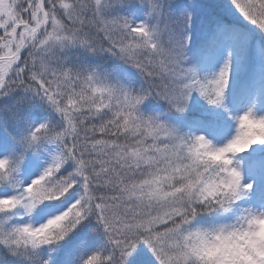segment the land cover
Segmentation results:
<instances>
[{
  "label": "snow or ice",
  "instance_id": "6c2138e0",
  "mask_svg": "<svg viewBox=\"0 0 264 264\" xmlns=\"http://www.w3.org/2000/svg\"><path fill=\"white\" fill-rule=\"evenodd\" d=\"M258 218L264 0H0V264H243Z\"/></svg>",
  "mask_w": 264,
  "mask_h": 264
},
{
  "label": "clouds",
  "instance_id": "9594fccd",
  "mask_svg": "<svg viewBox=\"0 0 264 264\" xmlns=\"http://www.w3.org/2000/svg\"><path fill=\"white\" fill-rule=\"evenodd\" d=\"M217 243L225 250L226 246H230L238 251L243 257V264H264V218L256 219L251 231L229 239L221 238Z\"/></svg>",
  "mask_w": 264,
  "mask_h": 264
},
{
  "label": "trees",
  "instance_id": "16d2710c",
  "mask_svg": "<svg viewBox=\"0 0 264 264\" xmlns=\"http://www.w3.org/2000/svg\"><path fill=\"white\" fill-rule=\"evenodd\" d=\"M226 219H230V217H227ZM223 220H225V218H221L219 221H217V222H223ZM204 223H208L209 221H207V220H205V221H203Z\"/></svg>",
  "mask_w": 264,
  "mask_h": 264
},
{
  "label": "rangeland",
  "instance_id": "374dc122",
  "mask_svg": "<svg viewBox=\"0 0 264 264\" xmlns=\"http://www.w3.org/2000/svg\"><path fill=\"white\" fill-rule=\"evenodd\" d=\"M227 220H229V219H226V218H225V220H223V222H227Z\"/></svg>",
  "mask_w": 264,
  "mask_h": 264
}]
</instances>
